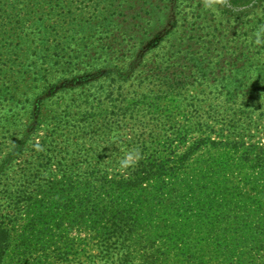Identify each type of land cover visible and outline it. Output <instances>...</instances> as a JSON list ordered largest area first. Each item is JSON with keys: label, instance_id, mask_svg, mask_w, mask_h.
I'll return each mask as SVG.
<instances>
[{"label": "trees", "instance_id": "1", "mask_svg": "<svg viewBox=\"0 0 264 264\" xmlns=\"http://www.w3.org/2000/svg\"><path fill=\"white\" fill-rule=\"evenodd\" d=\"M156 1L154 23L105 1L44 30L99 74L52 100L33 172L10 174L40 110L1 161L0 264H78V248L85 264H264V0H216L190 23Z\"/></svg>", "mask_w": 264, "mask_h": 264}, {"label": "rangeland", "instance_id": "2", "mask_svg": "<svg viewBox=\"0 0 264 264\" xmlns=\"http://www.w3.org/2000/svg\"><path fill=\"white\" fill-rule=\"evenodd\" d=\"M58 1L62 10H57L56 0H0V163L22 134L37 123L39 110L43 117L40 131L28 141L25 147L27 151L16 159L10 173L12 175L22 173V170L25 172L35 170L32 145L39 143L52 128L54 112L56 114L60 108L52 100L58 96L60 97L58 102H64L66 91L81 92L99 74L95 69L91 72L87 71L84 58L70 61L69 57L67 58V55H73L70 50L59 52L65 56L57 58L58 51L50 46L52 45L50 42L44 47V42L41 40L44 39V30H46L45 34L51 32L54 22L61 19L64 13L67 16H80L86 19L97 14L98 11H105V9L100 10L103 6L102 2L105 1L113 3L116 10L127 12L131 16L133 14L144 16L148 11L156 9L152 15L153 23L157 15L161 16L165 12L158 7L154 9L149 7L147 0ZM151 1H154V4L157 2ZM177 4L181 15L182 12L188 13L185 17L188 21H184L185 23L191 21V18L199 19L198 14L203 15L208 9L216 8V0H178ZM159 5L165 6L166 3ZM129 6L132 11L129 10ZM140 6L142 10H139ZM197 6L201 8L198 9L200 13L196 12ZM112 8L114 7L107 9L113 11ZM133 22H140L146 29L151 26V24L146 25L144 19H133ZM185 23H181L180 26ZM63 24L66 28L70 27L67 22ZM5 185L6 188H3L5 196L1 204L4 207L3 212L10 218L16 217L19 222L17 213L21 203L18 200L19 195H16L17 186L7 182ZM30 185L32 186V183ZM75 251L77 252L76 249ZM74 256L79 258L78 264H85L87 253L82 248H78L77 255Z\"/></svg>", "mask_w": 264, "mask_h": 264}]
</instances>
